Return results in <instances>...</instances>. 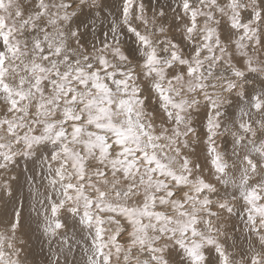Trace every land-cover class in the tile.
I'll use <instances>...</instances> for the list:
<instances>
[{
	"label": "snow or ice",
	"instance_id": "6c2138e0",
	"mask_svg": "<svg viewBox=\"0 0 264 264\" xmlns=\"http://www.w3.org/2000/svg\"><path fill=\"white\" fill-rule=\"evenodd\" d=\"M86 9L0 0V172L52 145L29 215L0 206V264L32 223L47 264H264V0H120L91 40Z\"/></svg>",
	"mask_w": 264,
	"mask_h": 264
},
{
	"label": "rangeland",
	"instance_id": "374dc122",
	"mask_svg": "<svg viewBox=\"0 0 264 264\" xmlns=\"http://www.w3.org/2000/svg\"><path fill=\"white\" fill-rule=\"evenodd\" d=\"M156 2L157 0H145L146 7H148L149 9L148 15H151V6ZM159 2L167 9L168 5L174 6L177 0H159ZM101 6L103 10H94L100 12V15L98 17L94 14L93 10L89 9H86V15L81 17L84 24L87 25V29L82 26L81 31H86L88 40H91V30L93 28L95 29L96 36L102 38V33L106 32L111 27L112 20H118L119 18L120 0H101ZM0 109H2V104H0ZM157 130L159 131V121H157ZM51 147L52 145L48 144L47 148L41 147L40 151L35 152L31 156H18L15 164L10 166L7 172H0V183L7 182L12 188L11 196H8L4 191H0V206L4 204L10 205L15 200H23L25 202V216L27 217L29 215L30 191H32V189H30V184L33 177H35L37 185L47 183L44 179L42 169V156L47 157L48 150ZM221 150H226L230 153L231 144L229 143L225 145L221 143ZM44 190L45 189L43 187L40 188L41 192H43ZM133 202L134 201H129L130 204ZM243 214V212L240 213V215ZM234 219L237 229H241L243 227V222L238 217H236L235 214ZM121 222L124 223L123 220ZM232 223V220L226 221L225 226L228 230H231ZM237 235L239 237V243L244 244V236L239 232H237ZM30 236L31 238L28 240L25 252L22 256L25 264H47L49 249L50 247L55 249V241H52L50 244L49 239L46 236L42 235L39 230H37L35 223L31 224ZM75 239L80 242V244L76 248V259L78 258V261H83L84 253L82 251V248L87 246L84 243L85 239H87L86 233H83L79 229H77ZM172 259L174 261H178L179 257L173 254Z\"/></svg>",
	"mask_w": 264,
	"mask_h": 264
},
{
	"label": "bare ground",
	"instance_id": "6f19581e",
	"mask_svg": "<svg viewBox=\"0 0 264 264\" xmlns=\"http://www.w3.org/2000/svg\"><path fill=\"white\" fill-rule=\"evenodd\" d=\"M105 9V8H104ZM108 9V8H107ZM114 12V11H113ZM103 13V12H102ZM110 13V12H109ZM226 149V148H225ZM34 160V159H33ZM18 190H20V189H18ZM33 235V234H32ZM36 238H38V237H36ZM38 240V239H37ZM37 242V241H36ZM32 249V248H31ZM33 252V251H32ZM36 254V253H35ZM32 255H33V253H32ZM78 259V258H77Z\"/></svg>",
	"mask_w": 264,
	"mask_h": 264
}]
</instances>
